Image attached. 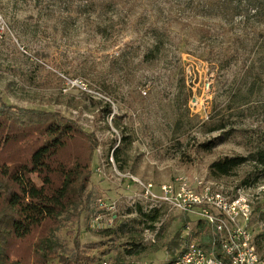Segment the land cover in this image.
I'll list each match as a JSON object with an SVG mask.
<instances>
[{
    "label": "rangeland",
    "instance_id": "rangeland-1",
    "mask_svg": "<svg viewBox=\"0 0 264 264\" xmlns=\"http://www.w3.org/2000/svg\"><path fill=\"white\" fill-rule=\"evenodd\" d=\"M245 1L226 0L232 8ZM212 5L134 0L107 17H79L0 0V97L19 108L60 113L93 135L98 148L91 188L102 203L116 206V224L133 229L106 236L110 215L103 223L90 222L84 206L79 223L57 234L65 257L80 248L97 258L94 264H108L117 251L140 244L146 251L122 253L123 264H169L167 245L187 227L197 233L200 217L163 206L149 213L155 221L146 219L152 204L142 197L143 186L153 185L159 195L161 186L181 177L192 189L201 178L231 196L264 186V166L252 161L229 176L210 170L220 159L264 149V17L247 21L236 14L226 21L221 6ZM252 209L258 246L264 194L253 199ZM160 221L153 242L145 230ZM202 235L196 236L199 243ZM107 250L112 254L104 256ZM259 253L264 259V248Z\"/></svg>",
    "mask_w": 264,
    "mask_h": 264
},
{
    "label": "trees",
    "instance_id": "trees-1",
    "mask_svg": "<svg viewBox=\"0 0 264 264\" xmlns=\"http://www.w3.org/2000/svg\"><path fill=\"white\" fill-rule=\"evenodd\" d=\"M21 1L32 2L40 9L61 8L79 17H107L134 0ZM245 2L244 6L232 8L226 0H210L214 4L211 9L221 6L220 11L227 13L226 21H232L236 14L247 21H261L264 0ZM216 143V140L211 141L205 147L212 151ZM97 148L96 138L76 121L57 112L9 105L0 97V264H50L56 259L60 260L59 264H94L97 261L96 257L79 251L80 248L67 258L62 254L65 248L57 243V234L79 223L84 206L90 222L98 215H107L99 205L95 188L90 185ZM248 161L264 166V149L249 157L220 159L210 170L218 176H229ZM151 216L144 214L146 219L155 221L156 215ZM132 232V227L125 222L102 231L113 238ZM181 234L179 231L167 245L171 257L169 264H174L182 251ZM199 234L202 235L199 245L208 247L210 229L202 221L197 225L194 238ZM258 238L260 250L264 248V233ZM76 246L80 245L76 243ZM145 251L140 244H129L124 252L117 251L108 264H123L124 254L139 256ZM102 254L107 256L112 251Z\"/></svg>",
    "mask_w": 264,
    "mask_h": 264
},
{
    "label": "built area",
    "instance_id": "built-area-1",
    "mask_svg": "<svg viewBox=\"0 0 264 264\" xmlns=\"http://www.w3.org/2000/svg\"><path fill=\"white\" fill-rule=\"evenodd\" d=\"M195 185L196 188L192 189L188 179L181 177L174 184L161 186L159 195L155 194L153 185L143 186L142 197L152 204L145 209L146 214L167 206L181 214L199 216V221L210 229V242L208 247H203L187 227L181 234L182 251L174 264H264L250 229L252 201L264 194V186L239 189L235 196H231L223 187H215L201 178L195 179ZM99 205L107 215H98L94 222L103 223L110 215L105 227L117 226L116 206H108L101 200ZM161 222L156 223L153 230H145L153 242L159 235Z\"/></svg>",
    "mask_w": 264,
    "mask_h": 264
}]
</instances>
